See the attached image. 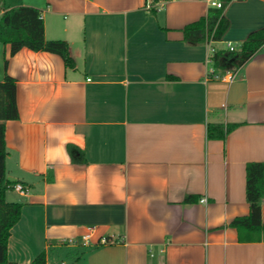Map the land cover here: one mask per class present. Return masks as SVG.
<instances>
[{"label":"crops","instance_id":"0c3cea01","mask_svg":"<svg viewBox=\"0 0 264 264\" xmlns=\"http://www.w3.org/2000/svg\"><path fill=\"white\" fill-rule=\"evenodd\" d=\"M210 1L154 13L147 0L2 1L0 14L40 10L45 39L67 42L74 62L0 44L18 110L5 171L27 190L6 193L22 204L9 262L45 251L46 264H264V241L239 242L229 226L249 212L246 163H264V45L239 68L207 64L211 40L185 41L182 28ZM222 15L212 46L238 50L264 28V0H232ZM210 123L233 128L209 139Z\"/></svg>","mask_w":264,"mask_h":264},{"label":"trees","instance_id":"16d2710c","mask_svg":"<svg viewBox=\"0 0 264 264\" xmlns=\"http://www.w3.org/2000/svg\"><path fill=\"white\" fill-rule=\"evenodd\" d=\"M3 0H0V4ZM149 12H155V5L167 0H147ZM229 0H221V8H209L206 16L185 25L182 33L185 41L202 42L212 40L218 42L228 28V21L222 13ZM0 44L9 45L10 55L22 48L34 52H47L61 57L65 67L73 68L74 62L69 54L67 42L63 40H46L41 12L30 6H11L3 8L0 14ZM264 45V28L251 32L238 50H215L212 68L233 67L244 65ZM7 61H4V71ZM18 119L16 105V80L4 73L0 81V264H14L7 259V243L10 230L18 222L22 204L8 202L6 193L19 181L6 176L5 160V122ZM233 126L221 124L207 125V138L224 140ZM83 159V158H82ZM81 158L72 161H81ZM83 161V160H82ZM24 188L25 186L21 184ZM264 198V163L248 162L245 165V199L249 207L248 215L236 217L229 224L237 232L239 242L264 241V224L261 222V200ZM195 200L188 196L186 202ZM45 251L40 252L29 264H46Z\"/></svg>","mask_w":264,"mask_h":264},{"label":"built area","instance_id":"2783aa9c","mask_svg":"<svg viewBox=\"0 0 264 264\" xmlns=\"http://www.w3.org/2000/svg\"><path fill=\"white\" fill-rule=\"evenodd\" d=\"M232 1V0H229V2ZM209 5L210 7H213V8H221L222 7V3L221 1L219 0H211L209 2ZM157 5H155L156 7ZM147 8H150V4L148 2V4L146 5ZM213 44V41L211 40L209 42V45H208V55L206 57V63L207 64H210L211 63V58L215 52V48L212 46ZM227 48L229 51H233L235 50L234 46L230 43L227 44ZM13 190H15L17 193L21 194V195H25L27 193V190L21 185V184H16L13 186ZM88 239H89V236L88 235H85V236H82V243L85 245L88 243ZM102 243H106V240L103 239L102 240Z\"/></svg>","mask_w":264,"mask_h":264},{"label":"rangeland","instance_id":"374dc122","mask_svg":"<svg viewBox=\"0 0 264 264\" xmlns=\"http://www.w3.org/2000/svg\"><path fill=\"white\" fill-rule=\"evenodd\" d=\"M7 201L9 202V199Z\"/></svg>","mask_w":264,"mask_h":264}]
</instances>
